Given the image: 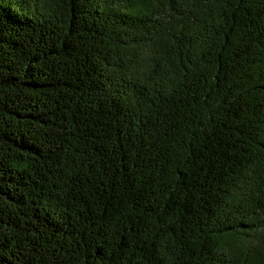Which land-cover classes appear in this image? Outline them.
I'll list each match as a JSON object with an SVG mask.
<instances>
[{"label": "trees", "instance_id": "trees-1", "mask_svg": "<svg viewBox=\"0 0 264 264\" xmlns=\"http://www.w3.org/2000/svg\"><path fill=\"white\" fill-rule=\"evenodd\" d=\"M0 264H264V0H0Z\"/></svg>", "mask_w": 264, "mask_h": 264}]
</instances>
